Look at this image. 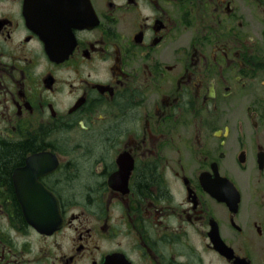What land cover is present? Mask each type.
<instances>
[{
    "label": "flooded vegetation",
    "instance_id": "obj_1",
    "mask_svg": "<svg viewBox=\"0 0 264 264\" xmlns=\"http://www.w3.org/2000/svg\"><path fill=\"white\" fill-rule=\"evenodd\" d=\"M7 151L0 264H264V0H0Z\"/></svg>",
    "mask_w": 264,
    "mask_h": 264
},
{
    "label": "water",
    "instance_id": "obj_2",
    "mask_svg": "<svg viewBox=\"0 0 264 264\" xmlns=\"http://www.w3.org/2000/svg\"><path fill=\"white\" fill-rule=\"evenodd\" d=\"M18 191L24 214L31 225L41 232H52L61 227L63 218L59 201L51 190L36 182L35 187L19 185Z\"/></svg>",
    "mask_w": 264,
    "mask_h": 264
},
{
    "label": "trees",
    "instance_id": "obj_3",
    "mask_svg": "<svg viewBox=\"0 0 264 264\" xmlns=\"http://www.w3.org/2000/svg\"><path fill=\"white\" fill-rule=\"evenodd\" d=\"M16 156L15 152L7 151L3 154L2 159H0V168H5L9 165L10 159Z\"/></svg>",
    "mask_w": 264,
    "mask_h": 264
},
{
    "label": "rangeland",
    "instance_id": "obj_4",
    "mask_svg": "<svg viewBox=\"0 0 264 264\" xmlns=\"http://www.w3.org/2000/svg\"><path fill=\"white\" fill-rule=\"evenodd\" d=\"M63 135H64V134H63ZM64 136L66 137V135H64ZM74 141H75V140H70V141L68 142V146H67V147H72ZM76 190H77L78 192H81V191H82V189L79 188V186L76 188Z\"/></svg>",
    "mask_w": 264,
    "mask_h": 264
}]
</instances>
